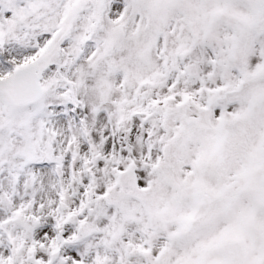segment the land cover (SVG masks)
I'll use <instances>...</instances> for the list:
<instances>
[{"label":"snow or ice","instance_id":"6c2138e0","mask_svg":"<svg viewBox=\"0 0 264 264\" xmlns=\"http://www.w3.org/2000/svg\"><path fill=\"white\" fill-rule=\"evenodd\" d=\"M0 264H264V0H0Z\"/></svg>","mask_w":264,"mask_h":264}]
</instances>
